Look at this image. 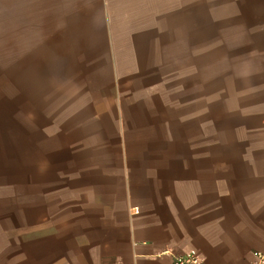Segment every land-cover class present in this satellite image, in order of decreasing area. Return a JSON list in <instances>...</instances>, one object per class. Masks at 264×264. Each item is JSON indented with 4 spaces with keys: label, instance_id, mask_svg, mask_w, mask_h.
Listing matches in <instances>:
<instances>
[{
    "label": "rangeland",
    "instance_id": "1",
    "mask_svg": "<svg viewBox=\"0 0 264 264\" xmlns=\"http://www.w3.org/2000/svg\"><path fill=\"white\" fill-rule=\"evenodd\" d=\"M6 4L0 0L7 263L20 262L29 236L59 216L78 176L98 185L125 172L133 180L156 174L166 144L264 143V0H166L146 50H65L67 24L54 22L53 8L39 21ZM117 26L118 34L124 24Z\"/></svg>",
    "mask_w": 264,
    "mask_h": 264
},
{
    "label": "crops",
    "instance_id": "2",
    "mask_svg": "<svg viewBox=\"0 0 264 264\" xmlns=\"http://www.w3.org/2000/svg\"><path fill=\"white\" fill-rule=\"evenodd\" d=\"M4 1L39 21L43 8L45 17L55 8L54 22L67 24L65 50H146L150 23L159 15L163 23L166 6V0ZM118 23L124 27L117 34ZM73 61L71 70L79 71ZM165 147L156 174L133 180L125 172L98 185L78 176L75 183L87 190L73 191L58 217L44 219L49 227L29 236L25 257L10 264H172V256L190 250L202 264H250L254 252L264 253V143ZM0 264L9 263L0 257Z\"/></svg>",
    "mask_w": 264,
    "mask_h": 264
},
{
    "label": "built area",
    "instance_id": "3",
    "mask_svg": "<svg viewBox=\"0 0 264 264\" xmlns=\"http://www.w3.org/2000/svg\"><path fill=\"white\" fill-rule=\"evenodd\" d=\"M202 259L195 250L179 255L172 256V264H202ZM250 264H264V253L254 252Z\"/></svg>",
    "mask_w": 264,
    "mask_h": 264
}]
</instances>
